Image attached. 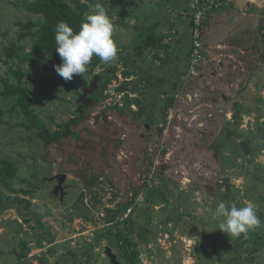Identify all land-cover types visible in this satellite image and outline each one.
Wrapping results in <instances>:
<instances>
[{"label": "rangeland", "instance_id": "374dc122", "mask_svg": "<svg viewBox=\"0 0 264 264\" xmlns=\"http://www.w3.org/2000/svg\"><path fill=\"white\" fill-rule=\"evenodd\" d=\"M16 1L33 0H0V54L17 38L16 23L35 19L13 5ZM82 1L101 3L107 10L114 25L117 57L94 69L93 62L99 59L94 55L83 76L74 74L71 81H65L54 66L33 54L27 42L32 56L28 67L34 65L29 77L34 108L56 129V124L76 119L79 95L96 76L117 68L119 81L109 87L110 98L105 103L94 104L83 113L86 118L74 127L80 139H62L45 147L23 129L0 126V169L5 161L14 162L17 169L14 178L0 181V264H111L108 247L121 264H128L123 247L128 243L127 222L120 227L109 223L112 216L107 210L122 211L121 204L130 200L133 189H139V195L131 237L138 245L141 264H264V61L260 59L264 54V0H233L245 15L239 17L232 33L248 29L247 43L230 59L216 56L213 69L206 68V75L196 80L187 79V39L173 51L176 55L180 50L183 61L177 71L178 65L170 64L171 54L176 57L170 51L167 63L145 53V63L138 64V32L134 25L127 26L138 9L137 0ZM197 1L192 2L191 18ZM143 14L150 18L151 8L144 6ZM173 20L183 36H188L189 27L178 17ZM125 63L136 73L131 79L134 85L146 79L141 87L146 96L141 98L147 116L141 122L148 130L154 129L147 139L143 126L131 116L108 111L106 122L102 114L106 107L123 105V95L116 88L124 82ZM6 70L1 69L4 78ZM4 86L0 78V108L5 120L16 124L22 117L14 100L3 95ZM171 96L177 101L160 136L156 128L165 125L160 109ZM236 104L242 106L239 118ZM142 135L144 141L139 138ZM145 148L151 152L146 162ZM150 161L153 165L148 169L145 163ZM94 172L105 176L90 195L84 184ZM60 174L67 175L64 201L53 195L56 181L50 180ZM21 200L30 202V207L20 204ZM220 201L237 207L253 202L261 226L247 238L228 237L218 229L223 218L214 215ZM22 242L31 254L20 262L16 252H22Z\"/></svg>", "mask_w": 264, "mask_h": 264}, {"label": "trees", "instance_id": "16d2710c", "mask_svg": "<svg viewBox=\"0 0 264 264\" xmlns=\"http://www.w3.org/2000/svg\"><path fill=\"white\" fill-rule=\"evenodd\" d=\"M222 4L223 3H221V6L219 8L213 9L207 14L202 27L203 57L205 66L203 65L200 68L199 75L189 76V78L187 79L196 80L197 78H201L206 75V68L213 69V67L215 66L212 62L208 61L209 49L207 48V43L205 40L206 20L209 16H211V14L221 9L223 7ZM13 5L23 9V11H25L27 14L34 16L35 19H29L27 22H17L16 26L19 28L17 38L11 41L9 45L4 48L3 53L0 54V73L1 69L7 68L6 78L2 77V75L0 74V78L5 84L3 95L14 100V108L22 117V120L20 122L11 124L7 120H5V113L0 108V126H8L14 129H23L26 132L32 134L37 140L41 141L45 147L59 144L62 139H80V133L74 130L76 124L82 122L86 118V116H81L80 112H77L76 119H72L66 123L56 124V129H53L46 124L44 119L39 116L37 111L35 110L34 102L29 94V77L32 76L34 65L32 64L28 67V64L31 63L32 56L27 52V42L31 43L33 54L35 56L43 57L50 63V67L59 65L61 63V58L55 50L56 45L54 40L55 27L57 23L63 20L67 22L74 31H78L81 22L86 18V14L90 12V4L87 2H83L82 0H33L16 1L13 3ZM189 25L191 29L192 42V28L194 26L193 18L190 19ZM244 30L245 31L239 33L236 39L232 41V50L230 52H232L234 56L238 55L241 51L240 46L247 43L248 29ZM262 37L264 39V34ZM164 40V37H158L155 34L148 35L142 43L136 46L135 50L137 58L141 59L147 52L160 50L166 53L167 59L161 58L159 54L156 56V58L162 60L164 63H167L171 59L169 53L170 46L164 44ZM192 51L193 42L188 53L189 64L191 61ZM260 59L264 61V54L260 57ZM100 63V60L96 59L93 62V68L95 69ZM125 66L126 70L123 72L124 82H120L119 87L116 88V92L123 95V105L116 104L114 106L106 107L102 111V114L106 122V114L108 111H116L125 116L129 115L134 121L138 122V126L140 127L142 125L141 121H143L147 116L146 109L142 106L143 100L141 98L146 96V94L141 91V87L145 86L146 79L142 78L139 80V83L137 85H134V83L131 82V79L136 76V73L133 71L132 66L129 67L127 63H125ZM220 66H224L223 62L220 63ZM100 76L101 80L99 89L96 90L93 95L95 105L105 103L110 98V95L107 94L109 87L113 82L119 81L117 68H114V70H108ZM164 82V80L161 81L162 84ZM174 88L178 89L177 84H175ZM176 101V96L168 97L167 101L160 109L165 123L163 128H156V130L159 131L160 136L164 132V129L168 123L169 112L172 108H174ZM133 107H138V110H134ZM236 107V118H239V113L241 112L242 106L240 104H236ZM83 112L84 114H86V109ZM52 121L54 122V120ZM142 126L143 131L147 133L145 134L146 139L150 138V133L154 132V129L151 127V130H148L147 126H145L144 124ZM143 136L144 135L139 137L141 141H144ZM120 143H122V141H120ZM216 147L218 149L220 146L216 145ZM162 153L165 154V150L162 151ZM150 154V149L145 148V150H143V159L145 162L147 158L149 159L148 156ZM152 165L153 162L151 161L150 163H145V166L148 169ZM16 173V164L12 161H5L4 167L0 169V181L5 183L6 179L14 178L16 176ZM104 176L105 175L103 172L92 173L87 178V180H85L84 187L86 189V192L92 195L94 191L101 185V180ZM133 190L134 192L132 193L130 200H128L126 203L121 204L122 211L114 212L113 210L108 209L107 213L112 216V218L109 220V223H116L118 227H120L123 221L126 220L128 230V243L127 245H123V247L126 246L125 255L128 259V264H141L140 252L137 250L138 245L134 243L131 237L135 232L136 222L132 218V216L133 211L136 209V199L139 195V189ZM19 203L26 204L27 208H29L31 205V203L26 200H21L19 201ZM120 232L121 230H119V233ZM121 240L122 235L120 233L118 241L120 245L122 243ZM21 247L22 252H16L18 260L20 262H22L30 252L27 243L22 242Z\"/></svg>", "mask_w": 264, "mask_h": 264}, {"label": "clouds", "instance_id": "9594fccd", "mask_svg": "<svg viewBox=\"0 0 264 264\" xmlns=\"http://www.w3.org/2000/svg\"><path fill=\"white\" fill-rule=\"evenodd\" d=\"M114 25L107 10L101 3L90 5V12L81 22L78 31L61 20L55 27V50L61 58L54 70L65 81L75 75H84L95 55L101 63H110L117 57V47L113 40ZM257 205L247 202L243 207L235 204L227 206L218 202L214 215L223 218L218 229L228 237L247 238L248 233L261 226L257 215Z\"/></svg>", "mask_w": 264, "mask_h": 264}, {"label": "crops", "instance_id": "0c3cea01", "mask_svg": "<svg viewBox=\"0 0 264 264\" xmlns=\"http://www.w3.org/2000/svg\"><path fill=\"white\" fill-rule=\"evenodd\" d=\"M138 1V3H137ZM135 7H137L135 15L131 18L130 24L134 25L136 32H138V38L140 44L142 43L148 35L155 34L158 37H164V44L170 46V52L173 53L175 49L178 50L181 44L187 39L189 42V49L191 48V29H190V19L192 13V2L194 0H137ZM145 1V2H144ZM146 4V5H145ZM144 6L150 7L152 10V15L150 18L148 16H144L143 9ZM222 8L218 11L214 12L209 16L206 20V43L207 48L209 49L208 53V61L213 63V59H223V58H231L233 56L232 52V41L236 39L240 32L233 34L237 27V20L240 16L245 15L242 13V10L238 8L237 4L233 2V0H226L222 4ZM163 11L165 13H163ZM167 12V14H166ZM125 17L130 18L127 11L124 9ZM158 17L156 14H158ZM161 17V18H160ZM174 17H178L181 19L182 24H186L189 27L188 36L184 35L180 29L177 27ZM149 20L151 22H149ZM149 22V23H148ZM168 23L169 25H164ZM125 25V22L122 23ZM120 27V26H119ZM233 29H235L233 31ZM186 34V33H185ZM175 48V49H174ZM180 50L178 54L176 53V57L172 54V60L170 64H176L179 69V65L182 64L183 61L179 58ZM150 53V54H149ZM154 55V59L158 60L156 56L160 55V50H155L152 52H147L146 55ZM161 56V55H160ZM144 57L138 59L139 65H143ZM184 63H188V57L185 59Z\"/></svg>", "mask_w": 264, "mask_h": 264}, {"label": "built area", "instance_id": "2783aa9c", "mask_svg": "<svg viewBox=\"0 0 264 264\" xmlns=\"http://www.w3.org/2000/svg\"><path fill=\"white\" fill-rule=\"evenodd\" d=\"M221 6V1L206 2L205 0L197 1V6L194 8V26L192 28L193 51L190 61L189 76H197L200 73V68L203 66V24L207 14Z\"/></svg>", "mask_w": 264, "mask_h": 264}, {"label": "water", "instance_id": "95a60500", "mask_svg": "<svg viewBox=\"0 0 264 264\" xmlns=\"http://www.w3.org/2000/svg\"><path fill=\"white\" fill-rule=\"evenodd\" d=\"M100 80H101V76H96L93 79L90 86L87 88H84L83 93L81 95H79L78 103L81 105V107L79 108V112L81 113V116L83 115V113H84L83 111L85 109H88L94 105V100L91 99L90 96L93 95L94 92L99 89ZM50 180L51 181H58L59 184L54 189L53 195L55 197H58L60 195V192H61L62 193L61 199L63 200L64 199L63 185L67 181V175L66 174H60L56 177L51 178ZM106 254L110 258L112 264H121V262L118 260V256L115 253H113L111 247H108Z\"/></svg>", "mask_w": 264, "mask_h": 264}, {"label": "flooded vegetation", "instance_id": "af4514ba", "mask_svg": "<svg viewBox=\"0 0 264 264\" xmlns=\"http://www.w3.org/2000/svg\"><path fill=\"white\" fill-rule=\"evenodd\" d=\"M99 84H100V83H99ZM93 95H94V94H93ZM93 95L90 96L91 99H93ZM78 104H79V103H78ZM80 107H81V105L79 104V108H80ZM78 112H79V110H78ZM157 127L160 128V126H157ZM147 128L149 129V126H147ZM143 137H144V136H143ZM56 182H57V183H56ZM56 182H55V185H54V187H53L54 189H55V188L58 186V184H59L58 181H56ZM63 189H64L63 194H64V196H65V195L68 194V193H67L68 186L66 185V183H64V185H63ZM61 194H62V193L60 192V196H61ZM60 199H61V198H60ZM61 201H62V200H61ZM63 201H64V199H63ZM30 254H31V253L29 252V254L27 255V257H26L25 259H23V261H25V260L30 256ZM108 258H109V257H108ZM109 260H110V258H109ZM118 260H119V259H118ZM23 261H22V262H23ZM119 261H120V260H119ZM110 263H111V260H110ZM111 264H112V263H111Z\"/></svg>", "mask_w": 264, "mask_h": 264}]
</instances>
